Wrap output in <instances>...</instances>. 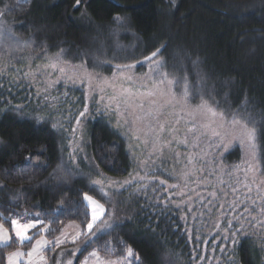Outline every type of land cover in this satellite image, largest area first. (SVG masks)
Masks as SVG:
<instances>
[{"label":"trees","instance_id":"16d2710c","mask_svg":"<svg viewBox=\"0 0 264 264\" xmlns=\"http://www.w3.org/2000/svg\"><path fill=\"white\" fill-rule=\"evenodd\" d=\"M144 44L146 55L164 46L155 58L163 64L161 73L174 81L176 97H184L187 81L190 106L213 108L228 122L238 113L248 128L255 127L254 161L264 179V0H0V60L15 66L30 56H56L108 75L120 57ZM22 86L0 78V217L29 214L30 222L35 216L43 223L30 243L1 247L0 264L8 253L28 251L38 237L52 240L68 223L81 229L77 242L84 240L90 221L84 195L105 207L89 234L95 233L109 212L93 181L138 172L129 137L107 117L83 119L74 149L70 130L27 102ZM215 156L223 175L243 161L238 145L219 148ZM169 162L152 177L175 182L167 175ZM153 188L158 189L152 194L135 186L113 193L117 217L88 248L112 259L124 258L130 248L133 264H264V233L247 229L255 221L238 219L229 227L210 221L208 210L199 213L203 206L190 221L186 207L162 202L157 196L164 188L157 183ZM258 198L255 193L253 216L264 214ZM5 227L11 237V219ZM48 253L47 264H54Z\"/></svg>","mask_w":264,"mask_h":264},{"label":"rangeland","instance_id":"374dc122","mask_svg":"<svg viewBox=\"0 0 264 264\" xmlns=\"http://www.w3.org/2000/svg\"><path fill=\"white\" fill-rule=\"evenodd\" d=\"M148 49L144 44L120 57L116 66L142 59ZM157 60L154 58L141 65V71L138 67L114 69L108 75L92 74L83 67L64 63L56 56L26 57L18 66L0 60V78L23 85L19 91L23 92L27 102L30 100L32 106L54 115L58 126L70 130L67 132L69 146L75 149L80 142L83 119L102 115L129 137V147L138 163V172L129 178L113 179L102 175L94 180L100 182L93 184L108 202V217L95 233L89 234L93 228L90 231L87 226L88 235L79 242L81 229L68 223L60 235L52 239L54 246L49 247L55 248L48 253L54 264H68L69 261L71 264H85L86 260L87 264H133V254L129 256L128 252L124 258L112 259L102 257L94 248L85 247L88 240L105 231L117 217L112 194L130 186L139 191L151 189L149 193L152 194L158 189H152V184L157 183L164 188L157 198H162V202L169 201L175 207H186L191 214L190 221L203 206L199 213L208 210L212 222L226 224L239 219L245 224L247 220L255 221L256 224L247 229L264 233V214L253 216L250 208L255 193L259 197V207L264 208V179L258 177L254 150L241 140L243 129L218 114L213 117L206 107H192L184 97H176L169 79L159 83L163 73L161 68H156ZM201 140L206 141L204 148L200 146ZM233 145L241 148L243 161L229 174L223 175L224 172L215 165L216 156L213 158V155L217 149L225 150ZM164 161H170L167 175L175 182L161 184L160 179L152 177ZM91 198L103 208V213H98L100 218L93 222L95 206L84 200L90 212L89 223L94 226L102 219L105 207ZM25 217L20 219L21 222L31 223L28 218L32 216L26 214ZM40 230L37 223L30 234L34 236ZM11 239L16 240L12 231ZM58 241L61 243L57 247ZM35 244L34 240L30 248ZM94 251L99 259L90 255ZM8 254L4 257L7 264ZM32 264H37L35 255Z\"/></svg>","mask_w":264,"mask_h":264},{"label":"snow or ice","instance_id":"6c2138e0","mask_svg":"<svg viewBox=\"0 0 264 264\" xmlns=\"http://www.w3.org/2000/svg\"><path fill=\"white\" fill-rule=\"evenodd\" d=\"M79 2H80V0H77V4H79ZM117 19H119V17ZM160 51H161V49H157L155 52H153L151 54L150 57H147L146 59L149 61H152L153 58L158 56V53ZM155 64H156V68L163 67L162 62L159 60L155 61ZM150 71H151V68H150ZM165 80H168V74L167 73H165L163 75V77L161 78L159 83L162 84V83H164ZM168 83L173 84L174 81L168 80ZM189 91H190V88L187 85V81H186L185 82V95H184L185 99H187ZM200 107H204V105L202 104ZM208 111L212 114L213 117L216 116V111L213 108H208ZM81 115H83V113H81ZM220 115L223 117L224 113H221ZM231 123L233 125H240L241 126V128L243 129V133L241 136L242 142H246L252 150H255L256 143H257V131H256L255 127L248 128L246 126L248 122L245 121L242 116H239L238 113H234L232 115ZM54 127H55V125H54ZM93 183L96 184V183H100V182L99 181H93ZM160 183L163 184L164 181L161 180ZM84 200L87 201L89 205L95 206L93 208L92 220H93V222L98 220L100 218V215L98 213L102 214L103 208L99 204H97L96 201L93 200L88 195L84 196ZM57 211L59 212L61 210H57ZM9 219H11V231L15 235V238H16L15 241L11 240L9 229L7 227H5V225L7 224ZM37 223H43V221L37 220V221L31 222V223H24V222H21V220L19 218L0 217V247H5V248L9 247L11 245V243H15L16 241H18L21 246H23L26 242L30 243L33 239V235L30 234V230L35 228ZM229 227H232L231 223H229ZM92 228H93V224L89 223L88 229L91 231ZM242 231H243L242 228L237 229L234 233H231V235L232 236L238 235ZM224 239H228V237H225ZM94 242H95V240H88L86 242L85 247L90 246ZM59 243H61V242L58 241L56 243L57 247L59 246ZM232 243L235 245L236 241L233 240ZM48 248H49V242L48 241L37 240L36 244L32 247L31 251H29L27 253V256L29 257L28 264H32V258L34 255L37 257V264H40V262H43L45 260V257L43 255H39V253L43 252L44 250H46ZM221 251H224V249L222 248ZM23 255H24V253L19 252V251L10 253L8 258H7L8 264H19V259ZM90 255L93 257H97V254L95 251L90 253ZM128 255L129 256L132 255V249H130V248L128 249ZM97 259H99V257H97ZM137 259H139V258L137 257ZM68 264H71V261H69ZM85 264H87V260L85 261Z\"/></svg>","mask_w":264,"mask_h":264},{"label":"crops","instance_id":"0c3cea01","mask_svg":"<svg viewBox=\"0 0 264 264\" xmlns=\"http://www.w3.org/2000/svg\"><path fill=\"white\" fill-rule=\"evenodd\" d=\"M60 235V234H59ZM58 235V236H59ZM44 237L43 236H41V237H38L37 239H35V241H37V240H42ZM54 239V238H53ZM45 240L46 241H48L49 242V247L50 246H54V244H53V240H48V239H46L45 238ZM33 247V246H32ZM1 248V247H0ZM51 249H46V250H44L43 252H40V255H43L44 257L46 256V253H48L49 251H50ZM16 251H19V252H22V253H24V255L22 256V257H20V259H19V264H28V261H29V257L27 256V253L29 252V251H31V248L28 250V251H22V250H15V251H13V252H16ZM12 253V252H11ZM10 254V253H9ZM9 254H8V256H9ZM47 257H45V260L43 261V262H40V264H47V259H46ZM33 259V258H32ZM4 264H7V260L5 261V263Z\"/></svg>","mask_w":264,"mask_h":264},{"label":"water","instance_id":"95a60500","mask_svg":"<svg viewBox=\"0 0 264 264\" xmlns=\"http://www.w3.org/2000/svg\"><path fill=\"white\" fill-rule=\"evenodd\" d=\"M158 49H161V51L158 53V55H159V54L163 51L164 46H162V47H160V48H158ZM156 50H157V49H156ZM156 50H155V51H156ZM155 51H153V52H155ZM153 52L149 53L148 55H146L145 57H143L142 59H140V60H138V61H136V62H133V63H131V64H127V65H124V66H116V68H117V69H120V70H125V69H129V68H132V67L145 65V64H147L148 62H150V61L147 60L146 58H147V57H150L151 54H152ZM153 59H154V58H153Z\"/></svg>","mask_w":264,"mask_h":264}]
</instances>
